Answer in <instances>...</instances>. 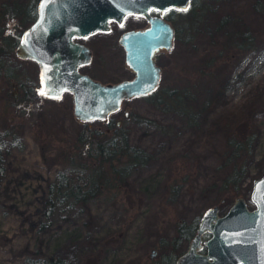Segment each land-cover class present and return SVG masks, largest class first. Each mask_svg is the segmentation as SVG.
<instances>
[{
  "label": "rangeland",
  "instance_id": "374dc122",
  "mask_svg": "<svg viewBox=\"0 0 264 264\" xmlns=\"http://www.w3.org/2000/svg\"><path fill=\"white\" fill-rule=\"evenodd\" d=\"M203 1L196 0V8ZM252 2L225 0L222 12L228 14V22L219 25L214 19L211 37L209 32L203 36L196 32L202 21L193 23L189 12L173 13L177 15L176 24L182 21L191 25L189 39L185 34L177 36L175 23L167 18L173 14L166 11L164 16L174 25L175 37L170 50L157 53L156 61L162 65L158 89L154 94L129 97L117 112L123 120L129 111L125 122L130 126L131 140L146 147L152 156L125 183L99 192L87 205L74 202L65 187L52 193L54 199L46 198L51 193L50 182L66 164L82 122L94 120L76 117L69 90L60 97L41 92L20 110L1 88L7 82L0 74V124L11 120L16 132L15 136H7L5 171L0 183V264H41L51 256L62 257L67 264L155 263L161 254L157 248L159 235L168 238L175 233L181 226L178 221L185 227L213 204L226 211L239 194L254 206L253 181L264 171V26L257 47L229 52V66L223 69L226 74L222 96L210 101L212 85L201 71L210 55L216 56L228 39L237 37L238 28L244 27L243 18L258 25L264 0L256 1L255 6ZM192 4L193 0L187 9ZM146 22L142 15L129 14L123 27ZM121 28L115 25L112 31L78 38L93 49L89 66L100 79L118 80L132 75L125 50L118 42ZM11 63L19 75L26 76L28 72L40 86V66L34 58L14 55ZM11 83L10 90L14 92ZM168 86L197 92L193 98L198 111L195 121L189 122L174 108L153 103V98ZM131 112L151 120L131 119ZM227 113L238 120L237 130L255 121L258 137L247 159L249 173L239 191L226 199L224 193L207 192L221 177L217 164L225 152L223 123Z\"/></svg>",
  "mask_w": 264,
  "mask_h": 264
},
{
  "label": "water",
  "instance_id": "95a60500",
  "mask_svg": "<svg viewBox=\"0 0 264 264\" xmlns=\"http://www.w3.org/2000/svg\"><path fill=\"white\" fill-rule=\"evenodd\" d=\"M191 0H39L35 20L24 29L15 48L21 57L34 58L40 66V91L60 97L73 93L74 113L81 120L103 118L121 107L124 98L153 91L162 65L156 61L161 50L174 44L175 27L164 14L187 9ZM157 10V14L152 11ZM129 14L146 17L145 28L124 31L119 42L134 75L104 82L79 66L92 58V48L75 40L99 31H110L112 20L123 24ZM129 112V111H128ZM126 112V115L129 113ZM251 198L239 194L224 213L219 204L209 206L178 264H264V172L255 177ZM208 251L201 252L203 233ZM212 257V258H210Z\"/></svg>",
  "mask_w": 264,
  "mask_h": 264
},
{
  "label": "trees",
  "instance_id": "16d2710c",
  "mask_svg": "<svg viewBox=\"0 0 264 264\" xmlns=\"http://www.w3.org/2000/svg\"><path fill=\"white\" fill-rule=\"evenodd\" d=\"M38 1L0 0V74L5 78L4 81L9 86L12 79L20 83L21 96L19 101L15 100L14 93L10 89H5L6 86L1 85L5 92L9 94V101L11 99L20 110L25 109L28 99L26 90L27 83L25 81L26 76L19 75L17 70H12V67L9 65V60L16 55L15 48L22 32L37 17ZM195 1L193 0V4L187 10L172 8L169 13L189 12L190 14H188L193 17V23L197 24L198 20L202 21V24L196 27V32H199L201 36L209 32L208 36L211 37L215 30H211L210 28L211 22L214 19H218L217 22L219 25L223 22H228L226 20V18H229L228 14L223 15L222 12V5L225 0H204L199 8H196ZM256 1L258 0H253L252 2L254 6ZM260 2H258L257 6ZM167 18L175 23L177 15H168ZM243 19L242 24L244 27L238 28L240 31H238L237 37L228 39L224 45V50L221 52L218 50L214 54L216 56L210 55L207 59L208 61L205 62L206 67H203L201 70L204 74H207L209 85H212L210 101L224 94V74L226 73L223 72V69L229 66V52L232 53V49L242 51L255 48L260 44V35L264 26V11L259 14L260 20L256 22V24L258 23L257 26L248 23L245 18ZM184 23L182 21L177 24L175 23L176 34L177 36L179 34L182 36L185 34L189 39L191 25L188 26V23ZM215 28L219 29L220 26ZM218 60H220V63H218ZM2 68H5V72ZM31 86L32 88L29 87V91L32 93L34 99L41 93L38 88L39 81L37 78L33 79V85ZM157 89L158 87L147 94H154ZM196 93V91L192 92L185 87L178 89L168 86L153 98V103L169 106L172 109L174 108L175 111L182 114L189 122H193L198 112L194 109L193 105V98ZM127 99L129 98L123 99L122 106L125 105ZM120 109L112 112L108 120L94 118L92 119L94 121L85 120L82 122L72 141L65 166L58 170L57 176L49 184L51 193L46 199H54L52 193L54 191H62V188L65 187L64 190L72 194L74 202L87 205L90 199L99 192L111 190L114 186L125 183L127 177L133 171L142 167L150 159L152 156L151 152L146 147L131 140L130 126L125 122L128 116L125 114L124 121L117 117V112ZM130 114L131 119L137 121L151 120L149 118L140 119L133 112ZM227 116L228 119L223 123L225 127V152L223 160L217 164V171L221 177L212 183L211 189L207 192V194L214 193L215 195L217 193H224L226 199L229 195H234V193L239 191L240 184L249 173L247 159L253 151L258 137V126L255 121H249L245 123L243 129L237 130L238 120L232 119L229 113H227ZM11 134L16 135L14 123L11 120L4 121L0 124V183L5 171L7 136ZM184 175L187 176V174ZM195 217H197L195 221L190 222L183 228L182 222L178 221L181 225L180 230L186 233V235H183L185 241L188 240L196 229L198 215ZM139 263L146 264L141 261ZM32 264L37 263L33 262ZM41 264L67 263L62 257L51 256L48 261L42 262ZM149 264L155 263L151 262Z\"/></svg>",
  "mask_w": 264,
  "mask_h": 264
},
{
  "label": "flooded vegetation",
  "instance_id": "af4514ba",
  "mask_svg": "<svg viewBox=\"0 0 264 264\" xmlns=\"http://www.w3.org/2000/svg\"><path fill=\"white\" fill-rule=\"evenodd\" d=\"M153 14H157L158 12L153 10L152 11ZM144 17V16H143ZM146 19V17H144ZM146 24L144 25H134V26H131V27H127V28H124L123 24H119L117 21H112L110 22L111 24V30H113L114 26H119L121 28V33L119 34V37H118V42H119V38L121 36V34L126 31V30H129V29H139V28H145L148 26L149 22L148 20L146 19ZM109 32V31H107ZM95 34V33H94ZM75 40L77 41H80V42H83L81 40H79L78 38H75ZM19 42V41H18ZM85 43V42H84ZM18 44V43H17ZM119 44L124 48V46L119 42ZM125 50V48H124ZM16 52V50H15ZM159 53V52H158ZM19 55L16 54V57H18ZM21 57V56H19ZM156 60H157V55H156ZM93 61V49H92V58L90 61L86 62V63H83L79 66L80 70L84 71V72H87L89 73L90 75H92L93 77L95 78H98L96 75H94V72L91 70L90 68V64L92 63ZM125 61H126V50H125ZM127 63V61H126ZM9 65L10 67H12V70L14 69H17L16 66H14L12 63H11V59L9 60ZM127 65L131 68L132 70V75H129V76H126V77H122L120 79H123V78H129V77H132L134 75V69L127 63ZM3 71L5 72V68H2ZM12 78V77H11ZM33 79L30 74L27 72L26 73V83H27V86H26V90H27V103H31L32 102V93L29 91L30 88H32L31 85H33ZM100 79V78H99ZM118 79V80H120ZM102 81L104 82H114V81H117V80H103L101 79ZM4 86H6L5 89H10V86L8 85V83H3ZM11 85L13 86V89H14V97H15V100H18L20 98V95H19V91H20V83L15 80V81H12ZM30 87V88H29ZM1 88L3 89L2 85H1ZM39 88V87H38ZM0 89V90H2ZM4 90V89H3ZM40 90V89H39ZM66 91V90H65ZM64 91V92H65ZM70 91V90H69ZM3 96V95H2ZM30 98V99H29ZM121 107L122 104H121ZM120 107V108H121ZM124 108V107H123ZM128 112V111H127ZM129 113V112H128ZM129 115V114H128ZM110 118V117H109ZM108 118V119H109ZM106 119V120H108ZM118 122H120V120H118ZM205 212V210L202 212L201 216L203 215V213ZM218 212L220 214L224 213V211H221L218 209ZM201 216L200 218L198 219V222H197V226H196V229L195 231L191 234V236L188 238L187 241H185L183 239V235H186V233L183 232V230H180L181 226L179 227V229L175 231V233H171L170 236L168 238H165L163 235H159V238H158V242H157V248L159 249V251L161 252V254H158V256H156V260H155V264H178V257L183 253L185 252L189 246H190V242L192 240V237L195 235V233L197 232V227H198V224L200 222V219H201ZM183 228V226H182ZM210 231L207 230L203 233V237H202V241H201V244L198 246V250L201 251V252H207L208 251V246H207V243L205 241L206 238H208L210 236ZM212 258V257H210ZM243 264V263H241Z\"/></svg>",
  "mask_w": 264,
  "mask_h": 264
},
{
  "label": "bare ground",
  "instance_id": "6f19581e",
  "mask_svg": "<svg viewBox=\"0 0 264 264\" xmlns=\"http://www.w3.org/2000/svg\"><path fill=\"white\" fill-rule=\"evenodd\" d=\"M155 11H157V10H155ZM112 21H113V20H112ZM112 21H111V22H112Z\"/></svg>",
  "mask_w": 264,
  "mask_h": 264
}]
</instances>
